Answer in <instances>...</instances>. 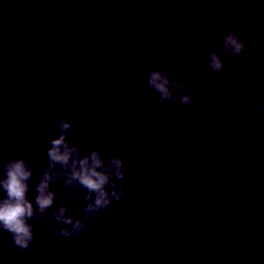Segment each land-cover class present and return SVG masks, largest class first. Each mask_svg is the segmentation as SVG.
<instances>
[{"label":"water","instance_id":"1","mask_svg":"<svg viewBox=\"0 0 264 264\" xmlns=\"http://www.w3.org/2000/svg\"><path fill=\"white\" fill-rule=\"evenodd\" d=\"M222 21L246 58L221 76L185 70L208 87L198 112L161 104L145 65L218 46ZM253 99H264V0H0V160L23 154L42 174L72 113L76 141H110L136 185L59 247L46 221L27 252L0 232V264H264V157L240 142L245 117L264 115Z\"/></svg>","mask_w":264,"mask_h":264},{"label":"clouds","instance_id":"2","mask_svg":"<svg viewBox=\"0 0 264 264\" xmlns=\"http://www.w3.org/2000/svg\"><path fill=\"white\" fill-rule=\"evenodd\" d=\"M189 38L196 40L197 33H190ZM216 39L218 46L207 47L176 68L145 65L142 83L161 104H179L198 112L205 107L200 93L208 87L188 85L185 70L196 77L198 64L201 70L221 76L227 64L246 58L249 51L240 31L226 22L216 25ZM252 104L255 111L264 114V99H253ZM68 115L56 123V136L48 142L42 174H36L32 161L23 154L0 160V232L8 233L11 245L22 252L30 250L37 239V225L46 221L63 238L53 241L59 247L64 240L80 237L93 227L108 209L121 203L129 186L136 187L125 158L112 143L105 140L102 146L89 148L76 141L74 123L81 117ZM240 142L250 144L254 155L264 157V115L259 120L245 117ZM58 184L63 186L62 201L55 190Z\"/></svg>","mask_w":264,"mask_h":264}]
</instances>
